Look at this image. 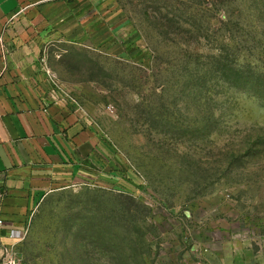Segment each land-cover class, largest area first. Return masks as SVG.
Segmentation results:
<instances>
[{"label": "rangeland", "instance_id": "1", "mask_svg": "<svg viewBox=\"0 0 264 264\" xmlns=\"http://www.w3.org/2000/svg\"><path fill=\"white\" fill-rule=\"evenodd\" d=\"M88 3L41 65L117 176L46 197L4 262L264 264V0Z\"/></svg>", "mask_w": 264, "mask_h": 264}, {"label": "crops", "instance_id": "2", "mask_svg": "<svg viewBox=\"0 0 264 264\" xmlns=\"http://www.w3.org/2000/svg\"><path fill=\"white\" fill-rule=\"evenodd\" d=\"M88 1L0 0V264L46 197L115 182L114 150L41 65L50 42L83 36Z\"/></svg>", "mask_w": 264, "mask_h": 264}, {"label": "built area", "instance_id": "3", "mask_svg": "<svg viewBox=\"0 0 264 264\" xmlns=\"http://www.w3.org/2000/svg\"><path fill=\"white\" fill-rule=\"evenodd\" d=\"M0 224H1V221H0Z\"/></svg>", "mask_w": 264, "mask_h": 264}]
</instances>
